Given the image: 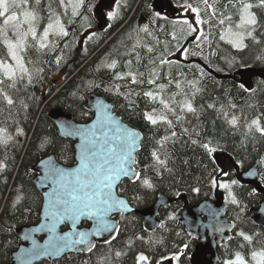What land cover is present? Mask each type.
Returning <instances> with one entry per match:
<instances>
[{
	"label": "snow or ice",
	"instance_id": "1",
	"mask_svg": "<svg viewBox=\"0 0 264 264\" xmlns=\"http://www.w3.org/2000/svg\"><path fill=\"white\" fill-rule=\"evenodd\" d=\"M175 6L179 14L174 18L150 11L148 23L126 33L124 51L117 49L116 54H109L102 64L103 69L112 74L113 80L105 88L106 92L122 97L129 110L137 106L136 97L142 96L146 104L152 105L150 110L143 112V118L157 131L161 128L164 131L163 135L153 140L152 163L139 170L136 153L142 146L143 134L118 120L112 114L111 106L96 101L98 114L91 127L70 133L80 135L82 140L77 167L68 170L51 160L46 163L45 179L53 185L52 192L48 194V208L45 209V219L50 215L53 222L50 226L41 225L42 229L48 228L53 233L49 247L45 249L48 255H59L66 250L92 253L96 244L91 238L105 234L108 236L104 243L111 245L121 229L118 223L110 221V216L119 212L123 217L125 211H131L129 202L118 194L119 182L126 177L133 183L139 181L141 188L155 189L153 178L147 175V167L152 169L155 177L162 178L164 172L172 174L174 169L169 164H174L175 160L170 146H175L183 137H187L184 143L202 148L209 159H214V154L223 150L218 141L214 143V137L202 136L203 129L199 125L191 128L184 126L188 122V114L199 119L198 113L202 109L196 107L194 101L197 95L203 93V82L208 75L201 64L191 65V59L195 57L206 61L211 67V58L217 55L221 43L243 52L249 49L251 42V45L260 46L254 59L264 63V19L261 18L264 17V0H177ZM126 7L128 5L123 0H116L115 10L107 13V20L117 21L121 9ZM148 7L151 9L150 5ZM91 8V0H0V114L6 113V120L18 116L21 110H27L28 104L16 98V94L22 87L43 79V65L47 62L42 58L53 55L52 63L59 68L65 60L62 51L56 54L61 42L62 48H68L70 43H82L77 36L88 33L92 27L86 14L91 12ZM158 21L164 23L158 24ZM73 25L79 27L70 31ZM108 26L111 27V24ZM95 36L96 33H88L85 39L92 40ZM82 47L87 51L86 46L82 44ZM30 52L36 53L40 59L33 60ZM225 59L229 65L245 66L235 57ZM185 68L189 71L185 72ZM100 70L98 66L97 71ZM144 85L149 87L144 89ZM88 87L99 88L101 84L90 81ZM239 88L244 92L251 91L244 83ZM207 107L220 113L230 128L236 131L243 128L242 144L249 138L255 139L256 134L264 137V123L260 115L251 120L245 117L241 123V116L233 111L237 105L230 100L219 108L215 103ZM23 135V129L17 128L15 136ZM15 136L6 127L0 126V146L7 147ZM49 143L51 141L45 140L41 146ZM5 167L0 163V170ZM212 171L228 176V172L222 169L213 167ZM209 183L212 187L226 190L230 203L243 211L241 201L233 193V186L239 183L237 180L221 182L216 175L210 174ZM193 191L198 193L200 189L193 188ZM23 199L24 196L18 194L13 207ZM81 218L93 222L91 230L77 229ZM168 219L175 220L176 217L171 215ZM64 220L72 222V231L56 235V224ZM157 227L167 230L164 222ZM236 235L244 242L239 245L240 249L247 244V254L237 250L230 258L224 259L223 264H264V242L258 239L264 234H248L240 230ZM137 241L145 243V237L133 233L123 249L110 248L99 264H120ZM162 242L161 238L150 237L147 240L149 246ZM33 245L29 255H38L35 241ZM188 248L189 245L184 243L183 249ZM182 255L183 251L178 250L170 257H162L157 264H163L164 260H174L179 264ZM134 264H151V258L141 251L135 256Z\"/></svg>",
	"mask_w": 264,
	"mask_h": 264
},
{
	"label": "trees",
	"instance_id": "2",
	"mask_svg": "<svg viewBox=\"0 0 264 264\" xmlns=\"http://www.w3.org/2000/svg\"><path fill=\"white\" fill-rule=\"evenodd\" d=\"M101 1L109 4V0H91V12L86 13L92 22L88 33H96V36L92 40H86L85 36L88 33L78 35L77 39L82 43H70L68 48H62L63 42H61V48L57 49L56 53L60 54L62 51L65 57L61 66L57 68L52 63L53 55L44 56L42 59L47 63L43 65L45 69L43 79L34 82L31 86L22 87L21 91L16 94V98L23 99L28 104L27 110H21L18 116L7 120L5 119L6 113L0 114V126L6 127L10 134L15 136L17 128H22L25 133L23 136H15V140L10 142L7 147L0 146V163L6 165L4 169L0 170V264H11L13 254L21 247L22 243L17 231L23 227H32L40 223L43 197L35 184L37 175L34 173L33 167L50 155H56L59 162L66 166L75 165V142L60 136L50 116L54 110L60 109L67 115H73L79 123H88L93 119V115L86 108L85 96L92 93L104 96L113 104L115 112L124 122L140 131L144 136L142 150L137 155L139 170L146 169V166L152 163L150 153L154 146L153 140L164 134L162 128L157 131L144 120L143 112L150 110L152 105L146 104L142 96L135 98L137 106L134 110H129L127 102L122 97L105 91V88L110 86L113 80L112 74L102 67L109 54L115 55L117 49H120L121 52L124 51L123 45L127 41L126 33L128 31L149 22L150 11H155L153 8L155 0H123L128 7L121 9L120 18L115 22L109 21L104 29H99L95 8ZM149 5L151 9H149ZM261 18L264 19V17ZM157 23L163 24L164 22L158 21ZM109 24L111 27L108 26ZM78 27V25H73L70 31ZM249 43V49L243 52H237L230 46L221 43L217 55L211 58V67L207 66L206 61L195 57L191 59V62L194 60L201 62L207 68L208 71L206 69L205 71L208 75L203 82V93L197 95L194 101L195 106L202 109L198 113L199 119L188 114L186 117L188 122L184 123V126L191 128L199 125L203 129L202 136L214 137V143L218 141L223 150L216 152L214 159H209L202 148L184 143L187 140L185 136L175 146H170L175 160L174 164L171 162L169 164L174 169L172 174L164 172L162 178L155 177L152 169L147 167V175L153 178L156 184L155 189L141 188L139 181L136 183L126 181L119 188L120 195L141 212L153 207L161 196L175 201L160 214L161 223H166L167 230L158 229L150 233L145 229L142 217L134 215L122 217L120 218V235L111 245L98 246L90 255H70L58 261L40 264H85V262L99 264L110 248L123 249L127 239L133 233L143 235L145 243L137 241L134 249L128 251L120 264H134L135 256L141 251L151 258V264H157V261H160L162 257H170L178 250L184 253L179 264H192V255L195 253L197 244L193 236L189 235L185 227L177 220L184 207V203L180 199L185 197L190 207L214 199L216 187H212L209 183V175H216L218 179L220 177L218 172L212 171L213 167L219 169L215 162L216 154L224 153L231 156L241 171H248L264 161V137L256 134L255 139L249 138L242 144L243 128L240 131L230 128L220 113L207 107L208 104L215 103L219 108L222 104L227 105L230 100L237 105L233 111L236 115L241 116V123L245 117L251 120L257 115L261 116V122L264 123V81L256 80L255 90L244 92L239 88L238 80L221 81L210 73L212 71L219 76H233L238 71L248 68L264 70V63L254 59L260 46ZM82 44L87 47V51L84 50ZM29 55L33 60L40 59L34 52H30ZM231 57H235L245 66L229 65L225 58ZM195 64L198 63H191V65ZM98 66L101 68L100 71H97ZM184 71L188 72L189 69L185 68ZM173 72L175 74V69ZM62 76L64 81L72 78L66 86L63 82H56V78ZM90 81L100 83L101 87H88ZM161 82L166 83V81ZM132 87L136 88L135 85ZM143 87L147 89L149 86L144 85ZM121 90L124 91L123 88ZM136 90L141 91L139 88ZM172 90L174 89H170V91ZM73 93L76 95L74 96ZM250 104L254 107L250 108ZM45 140L51 141V143L42 147ZM184 161L187 163L185 164ZM261 164L263 167L259 183L264 188V163ZM236 176V171L232 170L227 177L220 178V181L237 180ZM197 187L200 189L198 193L193 191V188ZM221 190L226 195V217L236 225L230 242L219 248L220 260L223 262L237 250L247 254V244L244 249L239 248V245L244 242L236 235L238 231L243 230L248 234H264V230L256 226L251 219V211L259 208L263 196L259 195L252 187L242 186L239 183L233 186V193L243 205V211H241L230 203L228 192L223 188ZM18 194L23 195L24 199L13 207ZM137 196L139 198L135 199L134 197ZM171 215H174L176 219L169 220L168 217ZM150 237L161 238L163 242L149 246L147 240ZM258 239L264 242V236ZM184 243L189 245L186 250L183 249ZM165 261L168 260L163 262ZM175 263L177 264L176 261Z\"/></svg>",
	"mask_w": 264,
	"mask_h": 264
},
{
	"label": "water",
	"instance_id": "3",
	"mask_svg": "<svg viewBox=\"0 0 264 264\" xmlns=\"http://www.w3.org/2000/svg\"><path fill=\"white\" fill-rule=\"evenodd\" d=\"M153 8L155 9V11H158L161 14H163L165 11L168 14L170 13H174L175 15L178 14V11L175 8L174 4L171 3L169 0H155L153 3ZM95 13L98 20L99 29H103L107 23L104 2H101L98 5ZM192 63H198L204 66L201 62L196 60L192 61ZM205 69L207 70V68ZM210 73L221 81L238 80L240 84L244 83L245 87H249L251 89V91L249 92H253L255 90L256 80L264 81V70H259L255 68L240 70L233 76H219L212 71ZM98 100L103 101L105 104L111 106L112 114L118 120L122 121L124 125L133 128L129 124L124 122V120L115 112V108L112 103H110L104 96L98 95L96 93L88 94L85 96L86 108L94 116L92 121L88 123H79L77 122L76 118L73 115H67L65 112H63L60 109H56L51 113L50 116L54 121L60 136L63 139H68L75 142V165L66 166L61 162H59L56 155H50L40 160L39 163L35 167H33V171L37 175L35 179V184L43 197V207L41 211L40 223L37 226L24 227L17 231V235L21 240L22 244L19 250L13 254L11 264H25V262L26 264H40L42 262L58 261L70 255L91 254V253L79 252L75 250H71V251L66 250L65 252L59 255H48L45 249H48L50 238L52 237L53 233L49 232L48 228L42 229L41 225L48 224L50 226L53 222L52 217L50 215L47 217V219H45V209L48 208V194L52 192V188H53V185L48 180L45 179V174L47 172L46 163L49 160H51L54 163H56L58 166L68 170L77 167L82 140L80 135L70 134V133L75 132L76 129L91 127V125L95 122L97 118L98 113L96 110V101ZM141 150H142V146L138 149L136 156ZM215 161L219 169L228 172V175L231 173L232 170H235L237 175V180L241 185L246 187H252L259 195L263 196V201L261 202L260 207L258 209H254L251 211V219L256 226L264 230V188L259 183L260 171L263 165L259 163L248 171H241L239 166L234 161V159L227 154L216 155ZM221 177L223 176L220 175V178ZM126 181L132 182L126 177L122 178V180L119 182L117 186L118 194H119L120 186L122 185L123 182ZM120 197L127 200L121 195ZM181 200L184 202V208L179 213L177 220L182 224L183 227H185V229L189 234H193L196 239L202 240L203 242L202 244H199L196 247L195 253L193 254L191 259L192 264H219L220 258H219L218 248L222 244L227 243L231 239V236L234 232V228L231 227L232 223L226 217L225 193L222 192L219 187H217V190L215 192V200L205 201L200 205H198L197 207H193V208H190L188 206V202L185 197L180 199V201ZM171 203L172 202L169 199H167V197L162 196L153 207L141 212L135 209L129 202L131 211H125L123 216L134 215V216L142 217L144 221L145 229L151 233L159 229L157 225L161 223L160 220L161 211L169 207ZM117 216H121V214L119 212H113L109 219L111 222H116L120 225V221L118 219H113L114 217ZM92 226H93V222L88 219L81 218L77 222V229L79 231L91 230ZM70 231H72V222L70 220H64L56 224V229H55L56 235L62 236ZM26 236H30L31 238L26 239L25 238ZM107 236L108 234H105L103 237H92L91 239L95 242L97 248L98 246L107 245L104 243V240L107 238ZM33 241H35V246L39 250V254L34 256L29 255V250L33 249L34 247ZM114 241L115 240H113L112 243ZM78 247H83V246H78ZM95 249L93 251H95ZM163 264H174V261L171 260V261L163 262Z\"/></svg>",
	"mask_w": 264,
	"mask_h": 264
},
{
	"label": "rangeland",
	"instance_id": "4",
	"mask_svg": "<svg viewBox=\"0 0 264 264\" xmlns=\"http://www.w3.org/2000/svg\"><path fill=\"white\" fill-rule=\"evenodd\" d=\"M115 3H116V0H109V7L106 9V13H108L109 11L115 10V7H116V6H115ZM132 15H133V13H132ZM132 15H131V17H132ZM131 17H130V18H131ZM130 18H129V19H130ZM63 79H64L63 76H62V77H58V78H56V82H57V83L63 82L64 86H66V84H68V81H69V80L64 81ZM60 90H61V89H60ZM58 92H59V91H58ZM58 92H57V93H58ZM57 93H56V94H57ZM193 238H194V237H193Z\"/></svg>",
	"mask_w": 264,
	"mask_h": 264
},
{
	"label": "flooded vegetation",
	"instance_id": "5",
	"mask_svg": "<svg viewBox=\"0 0 264 264\" xmlns=\"http://www.w3.org/2000/svg\"><path fill=\"white\" fill-rule=\"evenodd\" d=\"M171 2H173V3H177V0H171ZM105 3V2H104ZM109 7V4L107 5L106 3H105V11H106V9ZM95 11H96V8H95ZM164 15L165 16H172V15H168V13L167 12H164ZM95 16H96V13H95ZM178 16V15H177ZM176 15L175 16H173V18L174 17H177ZM97 18V17H96ZM109 22H107V24H108ZM171 201V200H170ZM172 203L171 204H173V203H175V201H171ZM188 206H189V204H188ZM198 206V205H197ZM197 206H194V207H197ZM190 207V206H189ZM168 208V207H167ZM190 208H193V207H190ZM190 235H192V234H190ZM193 236V235H192ZM194 237V236H193ZM195 243L197 244V246L199 245V244H202L203 242H202V240H198V239H196L195 238ZM218 251H219V249H218ZM220 258V257H219ZM219 264H223V262H221V260H220V263Z\"/></svg>",
	"mask_w": 264,
	"mask_h": 264
},
{
	"label": "bare ground",
	"instance_id": "6",
	"mask_svg": "<svg viewBox=\"0 0 264 264\" xmlns=\"http://www.w3.org/2000/svg\"><path fill=\"white\" fill-rule=\"evenodd\" d=\"M95 56V55H94Z\"/></svg>",
	"mask_w": 264,
	"mask_h": 264
}]
</instances>
